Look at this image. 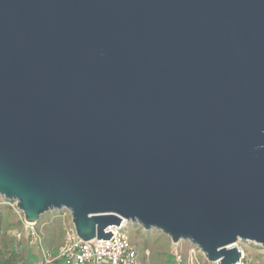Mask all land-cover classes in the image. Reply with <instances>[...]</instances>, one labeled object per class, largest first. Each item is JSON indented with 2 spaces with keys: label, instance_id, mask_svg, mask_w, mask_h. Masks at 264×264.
<instances>
[{
  "label": "water",
  "instance_id": "95a60500",
  "mask_svg": "<svg viewBox=\"0 0 264 264\" xmlns=\"http://www.w3.org/2000/svg\"><path fill=\"white\" fill-rule=\"evenodd\" d=\"M0 195L264 248V0H0Z\"/></svg>",
  "mask_w": 264,
  "mask_h": 264
},
{
  "label": "rangeland",
  "instance_id": "374dc122",
  "mask_svg": "<svg viewBox=\"0 0 264 264\" xmlns=\"http://www.w3.org/2000/svg\"><path fill=\"white\" fill-rule=\"evenodd\" d=\"M15 204L14 200L0 195V264H61L58 260L47 263L41 250L27 239L25 233L20 240L13 238L12 229L20 228L24 219L23 213ZM67 221L68 216L57 209L43 212L39 216L36 228L41 233L44 245L50 250L61 244ZM127 227L129 239L145 264H177L171 256V240L161 231L154 228L146 230L137 223H128ZM238 245L244 250L249 264H264V248L248 241ZM180 247V264H202L201 254H196L197 261H192L189 257L188 242L182 241Z\"/></svg>",
  "mask_w": 264,
  "mask_h": 264
},
{
  "label": "built area",
  "instance_id": "2783aa9c",
  "mask_svg": "<svg viewBox=\"0 0 264 264\" xmlns=\"http://www.w3.org/2000/svg\"><path fill=\"white\" fill-rule=\"evenodd\" d=\"M17 206V204H15ZM60 211L68 216V221L64 226L63 239L61 244L50 250L44 245L41 233L36 228V223L26 222L22 219L21 227L12 230L13 236L20 240L26 234L27 239L33 242L47 263L58 260L61 264H145L139 257L137 249L132 245L128 236L127 221H122L120 225L111 226L107 231L113 234L109 239H91L84 241L80 239L71 221L70 212L67 209ZM171 241V256L177 264L182 262V250L180 244ZM189 244L188 255L193 261H197L196 254L203 256L202 264H216L208 262L198 247ZM240 258L234 264H249L244 250L238 245ZM200 264V262H197Z\"/></svg>",
  "mask_w": 264,
  "mask_h": 264
},
{
  "label": "trees",
  "instance_id": "16d2710c",
  "mask_svg": "<svg viewBox=\"0 0 264 264\" xmlns=\"http://www.w3.org/2000/svg\"><path fill=\"white\" fill-rule=\"evenodd\" d=\"M16 228H17V227H15V228H13V229H16ZM13 229H12V230H13ZM11 236H12V234H11ZM13 238H14V236H13ZM1 264H2V263H1Z\"/></svg>",
  "mask_w": 264,
  "mask_h": 264
}]
</instances>
